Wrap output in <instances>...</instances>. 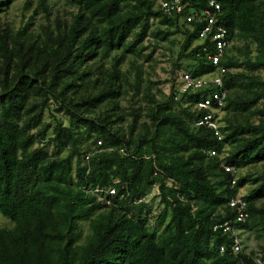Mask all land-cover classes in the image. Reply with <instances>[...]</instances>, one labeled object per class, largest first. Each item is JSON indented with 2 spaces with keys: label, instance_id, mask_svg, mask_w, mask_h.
<instances>
[{
  "label": "trees",
  "instance_id": "16d2710c",
  "mask_svg": "<svg viewBox=\"0 0 264 264\" xmlns=\"http://www.w3.org/2000/svg\"><path fill=\"white\" fill-rule=\"evenodd\" d=\"M18 1L0 0V264L264 263V0H215L222 86L169 93L138 61L154 72L180 35L173 68L218 75L199 37L210 0H182L190 23L153 0H24L15 24ZM217 91L219 139L196 125ZM245 231L258 251L233 253Z\"/></svg>",
  "mask_w": 264,
  "mask_h": 264
},
{
  "label": "built area",
  "instance_id": "2783aa9c",
  "mask_svg": "<svg viewBox=\"0 0 264 264\" xmlns=\"http://www.w3.org/2000/svg\"><path fill=\"white\" fill-rule=\"evenodd\" d=\"M155 4L161 9V11L166 15H175L179 16L181 19L186 20L187 23H190L193 19L191 15L183 17V12L187 7L186 3H183L182 0H153ZM220 10L219 4L215 0H210L208 3V8L204 10L201 14L205 19V26L201 33L199 34L200 38L205 37L207 34H211V41L215 43V52L212 55L208 56V60L211 61V64L218 69V75H214L209 78H198L193 79L189 73L181 72L179 75L180 88L181 90L185 89H198L207 85L208 83H213L217 87L221 88L222 79L221 75L225 73L224 68L219 66L220 60L222 59L225 51L230 46L229 40L227 39V34L225 29L218 27L215 30H212L213 24L215 23V14ZM225 93L222 91H217L206 99L199 101L197 107L206 111L202 118L196 122V125L206 126L207 128L214 131V134L220 138L218 132V121L217 115L219 108L224 104ZM214 154V153H211ZM110 194H113V190H109ZM105 203L109 204L108 201ZM230 207L237 208V221H244L246 214L244 212L245 204L239 199H232L229 202ZM217 227H214L216 229ZM229 225L227 223L223 224L224 231L229 230ZM238 233H235L236 238L234 239L232 252L237 253L241 249V240L240 236H237ZM223 247L220 248V252H223ZM258 264H264L263 262L257 261Z\"/></svg>",
  "mask_w": 264,
  "mask_h": 264
},
{
  "label": "rangeland",
  "instance_id": "374dc122",
  "mask_svg": "<svg viewBox=\"0 0 264 264\" xmlns=\"http://www.w3.org/2000/svg\"><path fill=\"white\" fill-rule=\"evenodd\" d=\"M24 0H19L15 3V5L10 9L6 16V20L18 24L21 20L22 14L27 16V13L31 11V9L26 10L22 13V5ZM35 5V4H34ZM182 43V38L180 35L171 36L169 39L159 45V48L154 53V59L156 63L154 64V72H151L148 66V62L141 63V60L138 61L141 64L142 77L144 80H149L153 82L152 90L155 91L157 88L161 89L164 93H169L170 87L172 86L171 80L174 79L175 84H180L179 75L181 70H177L172 66V60L176 59L177 53L179 52L180 46ZM150 51V50H149ZM148 51V52H149ZM183 64H186L189 61L182 60ZM151 72V73H150ZM260 75L264 79V71L260 73ZM147 82V81H144ZM122 105L124 107L128 106V102L123 101ZM221 118L222 112L219 113L217 117ZM156 194V189H152L149 192L148 197L146 198L148 205L150 206L152 214H156L159 210L158 200L153 196ZM0 226H8L10 227V223L0 217ZM240 240L242 242V246L245 247V251H258V245H260V241L256 240L254 236L248 232H242L240 236Z\"/></svg>",
  "mask_w": 264,
  "mask_h": 264
}]
</instances>
